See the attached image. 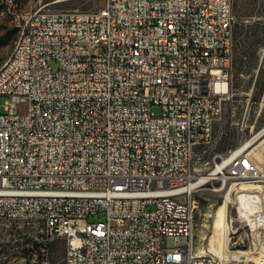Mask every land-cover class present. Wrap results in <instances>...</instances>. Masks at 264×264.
I'll return each mask as SVG.
<instances>
[{"label": "built area", "instance_id": "1", "mask_svg": "<svg viewBox=\"0 0 264 264\" xmlns=\"http://www.w3.org/2000/svg\"><path fill=\"white\" fill-rule=\"evenodd\" d=\"M236 21L233 0L23 15L0 65V222L37 234L19 233L9 256L55 264L45 250L63 240L65 264H264V163L250 153L264 133L224 147L239 122L218 123ZM217 180L237 211L228 249L258 259L196 253V194Z\"/></svg>", "mask_w": 264, "mask_h": 264}, {"label": "rangeland", "instance_id": "2", "mask_svg": "<svg viewBox=\"0 0 264 264\" xmlns=\"http://www.w3.org/2000/svg\"><path fill=\"white\" fill-rule=\"evenodd\" d=\"M104 4L105 0H13L12 4L8 0H0V65L7 60L20 35L19 24L23 15L40 7L63 12L94 10ZM234 13L236 22L251 26H241L237 36L233 35L231 40L234 95L227 102L218 123L228 124L233 119L239 122V125L229 129L230 139L224 147L239 145L264 127V0H237ZM5 100L6 97L0 95V112L3 111ZM235 108H238V111L245 108L249 110V116L245 122L247 126L244 129L241 128L240 113L233 116ZM152 111L157 115L162 112L158 105H153ZM259 160L264 163V156L261 155ZM224 196L225 192L211 189H204L196 194L199 201L194 225L196 249L210 242L213 235L211 228L214 212L217 205L222 203ZM229 210L231 213L230 204ZM95 219L92 218V220ZM19 233L33 239L37 229L28 225L17 227L15 223L0 222V264H26L21 258L22 254L15 258L9 256L14 244L21 248V242L17 240L20 237ZM207 249V253L219 259L213 248ZM45 252L49 254L53 263L65 264L66 246L63 240L49 244Z\"/></svg>", "mask_w": 264, "mask_h": 264}, {"label": "bare ground", "instance_id": "3", "mask_svg": "<svg viewBox=\"0 0 264 264\" xmlns=\"http://www.w3.org/2000/svg\"><path fill=\"white\" fill-rule=\"evenodd\" d=\"M18 44H21V33L7 60H10L14 52L17 51ZM263 133H264V127L259 132H257L254 135V137L260 136ZM251 142H252L251 140H248L247 142H244V145L247 146ZM250 153L255 156L258 162L260 161L259 157L261 155L264 156V135L261 136L254 143V145L251 146ZM194 186H196V188H206V180L194 179ZM217 192H226V182H224V180H217ZM230 196H231L230 193H226L222 203H219L217 205V208L214 212V219L211 228L213 235L210 242L200 246L199 249H195V251L197 254H204L207 253L208 250L207 248L211 247L215 251L217 257H222L225 260H229V259L231 260L232 257H236V258L241 257L242 259L246 257L248 259L251 257L256 260L258 259V257L250 254L248 251H244V250L230 251L228 249V244H229L228 225L237 224V211L231 209V213H230V210L228 209V203L231 198ZM229 213L231 214L230 217H229ZM241 225H249V218H241Z\"/></svg>", "mask_w": 264, "mask_h": 264}, {"label": "trees", "instance_id": "4", "mask_svg": "<svg viewBox=\"0 0 264 264\" xmlns=\"http://www.w3.org/2000/svg\"><path fill=\"white\" fill-rule=\"evenodd\" d=\"M236 5H237V0H233V10H234V12L236 10ZM241 26L247 27V26H251V25L242 24V23L236 22L235 25H234V29H233V35L234 36H237V34L239 32V29H241ZM243 63H245V62H243Z\"/></svg>", "mask_w": 264, "mask_h": 264}]
</instances>
